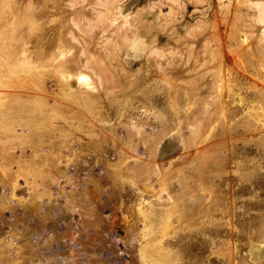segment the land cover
I'll use <instances>...</instances> for the list:
<instances>
[{
	"label": "rangeland",
	"instance_id": "1",
	"mask_svg": "<svg viewBox=\"0 0 264 264\" xmlns=\"http://www.w3.org/2000/svg\"><path fill=\"white\" fill-rule=\"evenodd\" d=\"M18 2H19L18 4L19 6L12 11V13L16 15L17 18H20L21 20L24 17L26 18L32 15L36 18L35 25L33 26L34 27L33 31L36 32V35H35L36 45L35 46H37V51H36L37 55L33 57V62L36 65V71H35L36 75L40 78L42 77L44 79V83L43 85L38 87V89L35 90L36 93L35 92L34 93L35 94L38 93L37 95L41 98H44V96H47V95L48 97L54 98L55 95L58 94V92H60V88H62L61 91L69 90L71 92L72 90H74L76 88V83L74 84L73 82L71 83L73 84V86L67 87L66 85H64L63 76L59 74V71H60L59 67L61 64V63L59 64V62H65L67 58H69L68 59L69 61L73 60L74 65L72 66L70 71L67 70V72L65 73V76H67L68 78L70 77L71 80L75 81V79L77 80V78L75 77V74H73L74 72L82 71V74L85 72L84 74H88L89 76V77L87 76V79L91 78L92 82L95 83L98 86L99 91H101V94L98 93V96H100L98 103H97L98 105L96 104V106L93 107L94 109H92V107L90 106L83 107V111L81 115H84L83 113H87V114H85L86 116L84 117L81 116L83 118L82 122L80 123L76 122L74 125L84 124L85 126L87 121L94 116L93 114H95L96 119L94 118L95 117L94 116L91 120H94V122L97 123L96 126H98L99 124H106V125L108 124L107 126L109 127H112V126L115 127L114 137L117 138L118 143L115 146H109L107 154L106 155L105 153L103 154L105 156H102L101 154H97V156L92 155L90 153H87L86 151H83V153L81 154V151L77 149V145L73 144L74 146L72 145V149L74 151L75 150L78 151L80 155L79 154L75 155V153H73L74 156L72 157V152L69 149L64 152V157L66 159L62 156L65 160L62 157L53 159L54 163H57V164L59 163V164L58 166H56L57 164L52 163L56 166V169L49 170L48 174H50L51 172L50 174L51 176L48 174H43L44 172L42 173V170H38L37 169L38 166H36L35 162L26 160L21 163L20 175L15 177L12 180L13 182L17 180L16 183H18L17 185L19 186L17 187L15 194L12 192L11 196L13 195L12 197L13 198L16 197L17 199L23 198V196L27 194L26 192L30 191L31 194H29V196L32 195V197H38L37 198L38 201L45 199L46 197H49V198L51 197L52 203H56L60 200V202L58 203H60L59 205L62 207L61 210L64 209L63 211H61L64 213L63 214L64 216L60 217L59 219H55L56 226L58 227L52 228L49 231H42V236L43 238L44 236L46 237V235H48V232L51 233V230L52 232L53 231L55 232L56 230L59 231L60 229H63L62 228L63 226H64V229H66L68 228V227L65 228L66 223L69 224L72 222L71 223L72 225L71 224L67 225L70 227L69 228L70 231L69 229H67V232L69 231L71 235H69V232H68L67 233L68 235L67 234L66 236L64 235V237L59 242L65 244L63 245V247L68 246L67 247L68 252H69V249L72 248L73 246L76 245L75 246L76 248L79 245L83 244L85 248L83 246H79L77 248V249H80L82 253L84 254L86 253L85 255H87L85 257L84 254L79 253V256L81 255V257L84 255L81 259L82 264H83V261H85L84 264H86V262L87 264H91V262L93 261V258L96 257L97 254L101 252H102L101 254H103L104 251L101 250L100 252H98L99 249L97 250V248H99L100 245L102 246V244H103V247L108 246L107 245L108 241H110L111 245L114 244V246L113 245L111 246L110 243H108L109 249L112 248L115 250V252H113L114 250H111L110 252L112 256L114 255L113 256L114 259L117 260L116 261L117 263H114V264H118L119 262H120L119 264H123L124 262H125L124 264L126 263L132 264L137 260L138 261L134 264H137L139 262L141 264H144V262L145 264H161L163 261H160V263H157V262L154 263L152 262V260L148 258L147 255L144 259L143 258L139 259V257L137 256V260H135L136 255L138 254L135 253L134 255V252H137L135 250L136 248L138 249V246L135 245L136 243L134 244V242L137 238H139V239L145 240L144 242L146 243L147 246L156 244L157 240H155V237L158 233V229H160V226L164 225L166 222H169V221H173V222L177 221L173 217V214H174L173 210H169L167 212L163 211L161 213H158L159 211L157 210H156L157 212H153V210L152 211L149 210L147 211L148 213L140 214L138 207H141L142 205L136 206L134 203H132L134 205L132 204L128 205V203H126L128 201L123 200L125 197L124 194L127 193L129 194V196H132V195L137 196L138 194L141 196V198L138 199L137 201H140V202L144 200L146 201L147 199H149V196L152 197L151 199L155 198V199L163 200L167 197L169 193L176 191L177 189L168 190L167 189L168 187H166V185H162V187H160V185L158 184V179L160 180V177L159 175L155 177L154 174L152 176L153 178H152V185H150L151 187L150 186L140 187L139 185L131 184V182L135 180L136 178L135 175L128 171L125 172V170L123 169L119 170V167L123 166L125 163H127L128 166L130 167L134 159H136L137 155L141 153L140 151L143 145H141V143L137 144L135 146V150L131 148L127 149L126 142H124L126 140V135L124 134L122 129H125V127H127L136 116L138 115L146 116L149 114L148 110L145 109L146 106H148V104L143 100V97H141V92L143 94L147 93L149 91V88L152 86V84L156 85L157 87H163V85H165V87L168 88L167 81L171 82V80H173L174 82L180 83V82H183L182 80H185L189 77H194V79H197V83H196L198 84L197 87H200L204 84L205 78L204 77H203L204 79L195 78L197 77V74L205 71L206 72L205 74H207L206 79H208V77L210 76V73L214 72L217 69L219 73L221 74V77L223 78L222 79L221 77H219L218 79L219 82H221L222 84H224L223 82L226 83V80H227L226 72L227 71L232 72L235 78L241 81L240 83L241 87L239 89H236V87L233 88V90H238L241 92V93L239 92L238 94L239 96L243 94H246V95L249 94L250 88L254 87L253 85L251 86L247 85L248 83H252V82L256 83L255 86L261 85V80L253 75L252 69L250 68L248 64H246V63H250V61L245 62V60L248 57L247 56L249 52L248 49H250V51H256L257 48H254V45L255 47L256 45H258V48H260L259 47L260 44L263 43L264 34L262 33L261 29L264 27V24H260L259 22H254L250 18V16H252L253 12L255 11V8L251 7V4L254 2H260L264 4V0H18ZM174 24L176 26L174 27L176 29L174 30L175 32L172 30V27ZM23 27L24 25L22 23L17 24V31L15 32V35H14L15 38L10 40L9 49L0 54V66H1L0 70H4L5 73H7V71L10 70V72L12 73V75L11 74L10 75L0 74L1 76L0 78L1 79L4 78L3 80H5L3 81V83H0V100L1 101L4 96H7L13 90V89L8 88V84L12 83V81H18L19 78H20V81L25 82L27 80L26 78H29V74L30 75L34 74V72L26 73L24 70L25 65H27L25 63L27 62L29 63L31 61L30 58L28 59L29 53H26L31 49V48L29 49L28 47L29 46L32 47L31 42L23 45L22 46L23 49L21 51L17 50L14 46L16 43L15 41H17L16 40L17 38L19 39L22 36H23L22 38H25L29 36L32 32L31 30H29V27L27 28H23ZM189 31L192 35L189 34ZM231 32L235 34L236 40H238L243 33H246L249 35L248 42L247 43L243 42V46L239 49L240 51H242V53L240 54V56H242L241 60H238L236 58L235 52L237 50L234 51L233 53L230 50V47H232L234 43L232 38H229V36L231 35L230 34ZM125 35L127 37H124ZM153 35H158L157 43H155L156 42L155 40L154 41L152 40ZM176 38H177V41L174 40ZM205 45L207 46V50L212 49L213 51L220 52L223 55V57H225V60L219 61V62L216 60L208 61L204 65L196 66L195 68L196 71L195 69L191 71H186L191 67V64L194 63L193 62L194 59H196V62L199 63V62H202L206 58V54L204 52ZM151 49H155L157 53L154 51L151 52ZM167 50L168 51L171 50L174 53L172 52V54H170L168 53ZM59 52H62L64 56L62 55V53H59ZM59 54H61L63 58ZM170 55H172L173 57V59L171 60L172 63L167 64V59ZM63 59L64 61H62ZM16 60H19V61L16 63L15 62ZM25 60H30V61H25ZM95 60L100 61V63L104 65L107 71L105 72V70H103L101 66H98ZM172 64L176 67L185 66L184 67L185 69L181 68V71L186 72L187 75L183 77L182 76L178 77L176 79H174V76L172 77L170 76L167 78L166 76L169 73L167 69ZM145 65L146 66L148 65L147 67L149 68H147ZM244 65H245V69H242ZM13 70H14V73H13ZM260 70L262 74H264V66L260 67ZM71 74H73L75 79L72 78L73 76H70ZM98 76H100L102 80H98L99 79ZM84 77L85 76L81 78H84ZM106 77L107 78L110 77L113 79L112 83H113L114 88L116 89L113 94L108 93L109 94L108 95L104 93V90L111 88L108 85L110 79H106ZM99 81H102L103 85H101ZM82 87L88 88L86 86H82ZM178 87L181 89L182 85ZM209 89L210 87H207L206 89L203 88V90L202 89L199 90L200 92L197 90L195 94L199 96L200 99H209L210 96L213 94V92L210 91ZM28 92L29 91H26V93ZM163 92L165 93V90H163ZM24 93L25 92H23V94ZM152 93L155 94L156 92L153 91ZM171 93H174V92H171ZM227 94H228L227 88L224 87V91L221 97L227 100ZM137 96L140 98V100ZM113 98L115 99V102ZM198 104L200 105L199 101H198ZM234 104L236 105L234 107H240V104L229 102V101L227 102V106L230 109L233 107ZM28 109L29 108H27L26 111H29ZM213 109H214V105L211 106V110ZM107 110L108 111L110 110V114L106 113ZM179 110L180 111H178V114L181 113L182 108ZM72 111L73 110H71L70 112ZM105 113L107 114V116L105 115ZM190 115L192 117V114ZM250 116L251 118H249ZM88 117L90 118L88 119ZM253 118H255V120ZM68 119H71L72 120L71 122L76 121L73 118H68ZM196 119H199V117H196ZM217 119H219L218 113L213 115V118L211 119L209 123L211 125L213 124L215 125L213 130L217 131V133L209 137V139L206 140L205 144H203L204 141H202L201 143L197 141L195 145L190 147L191 151L189 155L187 156V158H189L192 155L197 156L203 153L207 154L209 149L208 148L206 149V145L208 144L213 145L212 147H215V148L220 147L221 154L224 155L225 157L230 155L234 149L238 151L240 150V147L242 148L244 146L245 149L246 147H248L246 149L247 150L246 157L244 159L246 163L245 171H251L253 175L257 176L256 179H258L259 186H255V185L250 186L249 184L246 183V188L250 189V192H245V193L242 192V194L239 192H235V188L237 187V182H238V177H237L238 172L233 166L232 164L233 162L232 163L228 162L227 163L228 165L226 164L225 165L226 167H224L225 171L224 169H220L219 171L213 170L212 175H210L211 177L213 176L212 178L214 180L218 176L222 177L223 179L219 178L220 181L222 180L224 182L222 183L221 181L222 183L221 187L224 184V189L227 192V193L224 192V195H223L224 199L225 200L227 199L226 201L224 200L225 202L223 203L224 205L220 204L218 207L216 208L214 207L210 209V211L213 213L214 217H217V218L219 217L221 220V221H216V222L214 221L213 223L222 224L223 222H225V225L223 226L228 227L225 229H227V231L229 229L230 231H232V233L229 232L230 234H228V237L231 235L232 238L230 237L229 238L233 240H230L229 238H227L228 248H225L223 250V253H224L223 255L226 256L229 262L227 264H231V263L232 264H244V263L264 264V231L255 232V231L250 230V231H247L246 234H243L244 231L242 232L240 231L238 233L236 231V229L238 228L237 222L239 221V216L241 215L242 217L245 216V218L247 219L255 217V212H256L255 208L252 207V205L251 206L248 205V204H253L252 201L255 200L254 198L260 197V199H262V204L264 206V113L262 112V110L256 111V112L254 110H250L249 113H246L243 110H238V112L235 113L234 117L227 121L226 126L225 124L222 125L221 123L217 124V121H218ZM247 120L248 122H246ZM184 121L185 122L181 124V131H182L181 135L186 136V133L188 130L187 124L189 123V120L184 119ZM246 123H250L252 125H249ZM49 127H51V125ZM41 129H44V128H41ZM118 130L119 132H117ZM107 133L109 134L108 130H107ZM203 134L201 135V138L202 137L204 138L205 134L204 135ZM169 136L170 135H165L163 139H161V142L159 143L160 145L158 146V153L160 155L161 154L167 155V157L163 161L162 160L156 161L158 162L159 168L161 170L166 166V163L171 162V159L173 158V156L176 157L177 154H179L180 152H183V149L179 145H177L179 142L178 137H176L175 134L171 135V137ZM111 139L112 138L109 135V139L107 140L108 143H112ZM130 142L131 141H129V143ZM22 144H23L22 141H20L16 146L21 147ZM1 145H6L7 148H10L12 143L8 142L6 144H1ZM26 148H29L27 151H31L32 153H36V154H39L42 151V148L37 149L34 147L31 148L29 146ZM120 148L127 149L128 155L123 159L121 157L117 158L116 153H115L116 149L119 150ZM196 150L199 151L197 154H196ZM69 152L71 153L69 154ZM9 153H11L9 149H7V151L0 150L1 157L5 158V156L8 155ZM65 154L67 155V157ZM78 155L79 157L77 158ZM140 155L142 156V154ZM70 156L72 158H70ZM122 160L123 162H121ZM165 160H168V161H165ZM73 161L76 163L75 165L74 163H72ZM63 165L66 167L64 168ZM178 165H174V166H178ZM33 166H36V167H33ZM50 166H51V163H50ZM74 166H75V170L71 168V167L74 168ZM10 167L11 165L9 164V162L0 164V168H1L0 178L3 181H5V179L6 181H8L11 178L9 176ZM31 167L32 169H30ZM88 167L89 169H87ZM59 168L61 169L59 170ZM70 168L71 170H69ZM57 170L59 172H57ZM116 170H119V172L118 173L115 172L116 174L114 176L115 183H112L110 176L113 177V171H116ZM31 171H35V172H31ZM52 172L53 173L55 172V173L52 174ZM59 174H60V177H58ZM92 174H95L96 176ZM68 177L69 179H67ZM91 177L93 178L91 179ZM104 178L107 180L108 185H105L106 180ZM93 179L95 180V182H93ZM173 179H174V176L170 178V180H173ZM233 179L235 180L233 181ZM76 180L83 181V183H81L80 181L79 183ZM109 183L111 184V186ZM28 184L29 185L31 184V187ZM57 184L59 185L57 186ZM84 184L85 185L87 184L88 186L87 185L85 186ZM94 184L96 185L94 186ZM81 185L82 187L84 186V188H87L86 190L87 194L84 193V196L86 195V196L91 197L90 206L91 207L93 206L96 209L94 213V217L93 215H90L89 217L86 216L85 218H83L80 216L81 215L80 212L76 211V207H73L74 208L73 209L72 206L68 204H64V198H65L64 196H66V194L68 195V192L75 190ZM34 186L36 189H38L37 191L33 189ZM163 186H165L166 188H163ZM42 188H46L47 194L44 192L41 193ZM106 188H110L111 190L112 188L113 190L117 189L116 191H119V192H120L119 189H121L122 192H120V194L122 193L121 194L122 197L124 196L122 198V201L120 202L115 197V198H111V200H108L109 202H112V203H109L106 200L105 194H104L105 192H109V190H107ZM57 189L58 190L64 189L62 190L64 194L60 195L59 193H57ZM99 189L101 192L99 191ZM251 189H254V191ZM115 190L114 192L116 193ZM77 196H79V194ZM99 196H100V199H99ZM103 198H105V201L108 203H106ZM114 203L115 205H113ZM121 203H124V204H121ZM246 205H248V207L244 209V211L242 212L241 210H243V208H245ZM120 206H122L123 208L119 209ZM125 206L126 208L127 207L128 208L126 209ZM110 207H113L112 210L114 212L111 210ZM66 210L71 213L65 212ZM142 210H146V208L143 206ZM217 210H220V211L218 212ZM226 210L228 212H225ZM54 214H55L54 216L57 215L59 217L58 212L57 213L55 212ZM222 214L224 215L225 218H223ZM91 216L93 219H91ZM69 218H70V221L72 220L71 222L68 221ZM94 218L97 220V222ZM62 219L65 222V225H63L64 223L60 222V220L62 221ZM85 220L86 221L88 220V221L86 222ZM91 220H95V223H92ZM98 222L99 224H97ZM101 222H103V224ZM90 223L92 225H90ZM82 224H85L83 225L84 227L83 229L87 231L86 232L87 234L91 232L89 236H86L87 234L85 233V231L82 230V228H80ZM94 224H95V227H94ZM5 225L6 224H4L2 227L3 229L6 228ZM96 226H98L99 228H97ZM72 228L75 230H73ZM80 232H83V233H80ZM94 232L97 233V235L96 234L94 235L93 234ZM233 232H236V234ZM84 233H85V236H84ZM100 233H103V234L101 235ZM78 234L80 235L78 236ZM75 235H77V237H75ZM201 235L202 234L199 235V238ZM235 235H238V236L234 238ZM95 236L97 238H103V236L104 238L106 237V242H104L105 241L104 238L96 239ZM239 236L242 238L240 239ZM65 237L67 238L65 239ZM68 237L70 239H68ZM73 237H75V239ZM82 237L86 239H83ZM152 237H154L153 240H151ZM93 238H95V240ZM78 239L82 241L81 244H79L80 242ZM92 239L94 240V243ZM148 239H150V241H148ZM14 240L15 239H13L12 242H14ZM84 240L85 242L87 241L88 243L87 242L85 243ZM112 240H114V242ZM72 241L76 242V244L73 243ZM53 242H52V245H53ZM71 242H72V245H71ZM238 242L239 244L241 243L242 245L241 244L235 245ZM91 243L93 246L91 245ZM98 243H99V246H98ZM85 244L87 245L85 246ZM96 244H97V247H96ZM243 247L244 249H240ZM82 248H84L83 251H82ZM250 248L251 250L252 249L257 250V255L254 254L255 257H250L249 255ZM232 249L233 251H231ZM84 250L86 252H84ZM90 250L92 251L90 252ZM210 250H209L210 251L209 253H207L208 250H206L205 252H203V255L199 254L198 256L199 262L197 264H206L208 262L213 263L214 260L216 261L220 260L221 253L218 254L219 252L216 250L215 247L211 248ZM25 252L26 251H24L23 253L24 256L26 254ZM212 252L215 253L217 257ZM130 253H132L134 256H131ZM115 255L117 257H115ZM237 255L242 256L243 261L239 260L240 258H238ZM68 256L69 255H66L67 259L66 258L63 259V262L61 258L59 259V257L56 256L55 258H53V261L51 264H55V263L56 264H68L69 263L67 262ZM121 256L123 257L121 258ZM130 257L132 258L130 259ZM204 257H205V261H204ZM120 258L123 259L124 262L122 260L120 261ZM212 258L214 260H212ZM132 259L133 261L134 260L135 261L131 262ZM148 260L150 261L148 262Z\"/></svg>",
	"mask_w": 264,
	"mask_h": 264
},
{
	"label": "bare ground",
	"instance_id": "2",
	"mask_svg": "<svg viewBox=\"0 0 264 264\" xmlns=\"http://www.w3.org/2000/svg\"><path fill=\"white\" fill-rule=\"evenodd\" d=\"M18 4H19L18 0H0V54L9 49L10 40L15 38L14 35H15V32L17 31V24L22 23L24 25L23 28L29 27V30L32 31L31 34L25 38H22L23 36L22 37L20 36L22 39L21 38L18 39L16 37L17 41H15L16 43H15V45L14 44L13 45L15 46V48L17 50L21 51L23 49V47H22L23 45L31 42L32 47L29 46L28 48L29 49L31 48V49L28 52H26V53H29V57L28 56H26V57H28V59L30 58L31 61L25 60V61H30V62L25 63L27 65H25L24 70L26 73L34 72V74L33 75L29 74V78H26L27 79L26 81L23 79L25 82L20 81V78H19L18 81H12V83L8 84V88L13 89V90L11 91L10 94H8L7 96H4L2 101L0 100V150L7 151V149H9L11 151V153L6 155L5 158L0 156V164L5 163V162H9V164L11 165L10 171H9V176L11 178L8 181H6V179H5V181H3L0 178V264H51L53 261V258H55L56 256H58L59 259L61 258L62 262H63V259L66 258V255H69L67 262H69L70 264H82L81 259L86 253L84 254L80 251V249H77L79 246L84 247V245L81 244L82 241H80L78 239L80 242L79 244H81V245H79L76 248H75L76 245L73 246L75 249L72 247L69 249V252L67 250L68 246L63 247V245H65V244L59 242L64 237V235L66 236V234L70 231V229H69L70 227L67 226V225L72 223L71 222L72 220L70 221V218L68 221H70L71 223H69V224L66 223V225H65V222L63 221V219H62L63 222L60 220L61 223H64L63 225H65V228L66 227H68V228L64 229V226L61 224L63 226L62 227L63 229H60L59 231L56 230L55 232L53 231L54 233L51 230V233L48 232V235H46V237L44 236V238H43V236H42V231H49L52 228L58 227V226H56V223H55L56 220L55 219H59L60 217L64 216L63 215L64 213L61 212L64 209L61 210L62 207L59 205L60 203H58V202H60V200L56 203H52L51 197L50 198L46 197L45 199L38 201L37 200L38 197H32V195L29 196V194H31L30 191L26 192L27 194L24 195L23 198H18V199L16 197L13 198L12 197L13 195L11 196V194H12V192L15 194L17 187L19 185H17L18 183H16L17 180H15V182H13L12 180L15 177L20 175L21 163L26 161V160L35 162L36 166H38L37 167L38 170H42V173L44 172L43 174H48L50 169L51 170L56 169V166H58V164H59V163L58 164L54 163L53 159L58 158V157L61 158L62 156L64 157L65 151L70 149V151L72 152V157L74 156L73 153H75V155L76 154L80 155V153L78 151H76V150L74 151L72 149L73 144L77 145V149L79 151H81V154L83 153V151H86L87 153H90L92 155L97 156V154H101L102 156H105L108 152L109 146H115L118 143L117 138L114 137L115 127L114 126L109 127V126H107L108 124L107 125L106 124H99L98 126H96L97 123H95L94 120H91L95 116V114H93L94 116L92 118L88 117V119L89 118L90 119L87 121L85 126H84V124L83 125L82 124L81 125H74L76 122H78V123L82 122V120H83L82 117L86 116L85 114H87V113H83L84 115H81L82 111H83V107H85V106L89 107L90 106V107H92V109H94L93 107L96 106V104L98 103V100L100 98V96H98V93L101 94V91H99L98 86L92 82L91 78H89L90 81H89V79H87L88 74H84L85 72L83 74H82V71H76L74 73L72 72L73 74H75V77L77 78V80L74 78L73 74H71L70 76H73L72 78H74L75 81L71 80L70 77H69L70 78L69 79L67 76H65V73L67 72V70L70 71V69L74 65L73 60L69 61L68 60L69 58H67L65 62H59V64L61 63L60 67H59V69H60L59 74H61V76H63L64 85H66L67 87H70V86H73V84H71V83L74 82V84L76 83V88L74 90H72L71 92L69 90L68 91H61L62 88H60V92H58V94H56L54 98L48 97V95L47 96L43 95L44 98H41L37 95L38 93L35 94L36 93L35 90L38 89V87H40L44 83V79L42 77L40 78L36 75V73H35L36 65L33 62V57L35 55H37V52H36L37 46H35L36 45V38H35L36 32L33 31V28H34L33 26L35 25V21H36L35 19L36 18L33 15L26 17V18L24 17L21 20H20V18H17L16 15H14L12 13V11L19 6ZM252 4H251V7L255 8V11L253 12V15L250 16V18L254 22H259L260 24H264V4H262L260 2H254ZM258 26H260V25H258ZM150 27H151V25H150ZM162 27H164V26H162ZM174 27H176L175 24L172 27L173 31L176 30ZM190 31H189V34L192 35L190 33ZM261 31L264 34V27L261 29ZM230 34H229L230 35L229 38H232V40L234 42L232 47H230V50L232 53L237 50L235 52L236 58L238 60H241L242 56H240V54L242 53V51H240L239 49L243 46V42H245V43L248 42L249 35L246 33H243L241 35V37L238 40H236L235 34L233 32H231ZM124 37H127V36L125 35ZM157 38H158V35H153L152 40L153 41L155 40L156 41L155 43H157ZM174 40L177 41V38ZM259 47L260 48H258V45H256V47L254 45V48H257L256 51H250V49H248L249 50L248 55H247L248 57L245 60V62L250 61V63H246V64H248L250 66V68L252 69L253 75L261 80V85L255 86L256 83H253V82L248 83L247 85H250V86L253 85L254 87L250 88L249 94H247V95L242 93L243 95L239 96L238 94L240 91L233 90L234 87H236V89H239L241 87V84H240L241 81L239 79L237 80L235 78V76L232 74V72L227 71L229 69L226 70L227 72L224 71V72H226V77H227L226 83L222 81L224 84L219 82L218 79H219V77H221V74L216 69L214 72L210 73V76L208 77V79H206L207 74H205L206 73L205 71L197 74V77H195V78H198V79H201L203 77L205 78L204 84L200 87H197L198 86V84H196L197 79H194V77H189L185 80H182L183 82H180L181 84L178 82H174L173 80H171V82L167 81L168 83L167 82L166 83L168 84L167 85L168 88L165 87V85H163V87H157L156 85L152 84V86L149 88V91L147 93L143 94L141 92V97H143V100L148 104V106H146L145 109L148 110L149 114L146 116H144V115L143 116H140V115L136 116L130 122V124L127 127H125V129H122V130H123L124 134L126 135V140L124 141V142H126V145H127L126 148L127 149L131 148V149L135 150V146L137 144L141 143V145H143L142 149L140 151L141 152L140 154H142V156L140 154L137 155L136 159H134V161L132 162V165L130 167L128 166L127 163H125L123 166L119 167V170L123 169V170H125V172L128 171V172H131L135 175L136 178H135V180L132 181L133 183L131 182V184L139 185L140 187L150 186V185H152V178H153L152 176L154 174L155 177H157V175H159V177H160V180L158 179V184L160 185V187H162V185H166V187H168L167 188L168 190H171V189H177V190L176 191L172 190L173 192H171V193H169L170 192L169 191L168 192L169 194L163 200H159V199H155V198L151 199L152 197L149 196V199H147L146 201L144 200V201L140 202V201H137L138 199L141 198L140 195L137 194V196H133V195L129 196V194H127V193L124 194L125 197L123 196L124 197L123 200L128 201V202L125 201L126 203H128V205L132 204V203H134L136 206L142 205L141 207H138L140 214L148 213L147 211H149V210L150 211L153 210V212L159 211L158 213H161L163 211L167 212L169 210H173V213H174L173 217L177 221H175V222L169 221V222H166L164 225L160 226V229H158V233L155 237V240H157V243L154 245L147 246L146 243L144 242L145 240L137 238L134 242V244L136 243L135 245L138 246V249L136 248V250H135L137 252H134V255H135V253L138 254V255H136L135 260H137V256L139 257V259L140 258L144 259L147 255L148 258L150 260H152V262H154V263H156V262L160 263V261H163L162 262L163 264H172V263L173 264H197L199 262L198 261L199 254L203 255V252H205L206 250H208L207 253H209L210 251H212L210 249L215 247L216 250L219 252L218 254L221 253L220 254L221 255L220 260L216 261L212 258V260H214V262L213 263L208 262L206 264H227V263H229L226 256L223 255L224 254L223 250L225 248H228L227 238H229V237L232 238L231 235L228 237V234H230L229 232L232 233V231H230V229L228 231H227V229H225L228 227L223 226V225H225V222H223V221H222L223 222L222 224L221 223H213L214 221L216 222V221H221V220L219 217H218L219 219L217 217H214L213 213L210 211V209H212L214 207L216 208L220 204L224 205L223 203H225L224 202L225 199H224L223 195H224V192H226V191L224 189V184L221 187L222 183H224V182L221 180L222 181V183H221V181L219 180V178H221V179H223V178L218 176L216 178L214 177L215 178V180H214L212 178L213 176L211 177L210 175H212L213 170L219 171L220 169H224V167H226L225 165L228 162H231V163L233 162L232 164L235 167L236 171L238 172V174H237L238 182H237V187L235 188V192H239L241 194H242V192L243 193L250 192V189L246 188V183L249 184L250 186H254V185L259 186L258 179H256L257 176L253 175L251 173V171H245L246 163H245L244 159L246 157V151H247L246 149L248 147H246V149L244 148V146L242 148L240 147V150H238V151H236L234 149L230 155L225 157L224 155L221 154V151H220L221 148L220 147L215 148V147H212L213 145L208 144V145H206V149L207 148L209 149L207 154L203 153V154H199L197 156L192 155L189 158H187V156L189 155V153L191 151L190 147L195 145V143L197 141H199L200 143L202 141H204L203 144H205L206 140H208L209 137H211L217 133V131L213 130L215 125L209 124L211 119L213 118V115H215L216 113L219 114V119H217L218 120L217 124L221 123L222 125L225 124V126L227 125V121L229 119H232L234 117L235 113L238 112V110H243L246 113H249L250 110H254L255 112L262 110V112L264 113V74H262V72L260 70V67L264 66V39H263V43H261ZM156 49H158V48H156ZM153 51L156 52L155 49H151V52H153ZM172 52L173 51H171V50L168 51V53H170V54H172ZM204 52L206 54V58L202 62H199V63H197L196 59H194V61H193L194 63H192L191 67L186 71L194 70L196 68V66L204 65L208 61L216 60L219 62V61L225 60V57H223V55L220 52L213 51L212 49L207 50L206 45H205ZM59 53H62V52H59ZM92 54H94V53H92ZM59 55L61 56V54H59ZM62 55H63V53H62ZM156 55H158V54H156ZM181 56H183V55H181ZM65 57H64V59H65ZM64 59L62 61H64ZM172 59H173V57H172V55H170L167 59V64H171ZM181 59H182V57H181ZM18 61L19 60H16L15 62L17 63ZM20 61H22V60H20ZM95 62L97 63L98 66H101L103 68V70H105V72L107 71L105 69L104 65H102L100 63V61L95 60ZM147 62H149V61H147ZM245 65L243 66L242 69H245ZM184 67L185 66H183V67L177 66L176 67L172 64L167 69V71L169 73L167 74L166 77L168 78L170 76L171 77L174 76V79H176L178 77H181V76L183 77V76L187 75L186 72L181 71V68H184ZM147 68H149V67H147ZM223 69H224V67H223ZM8 71H7V73H5L4 70H0V74L1 75H4V74L5 75H10V74L12 75L10 70H8ZM195 71H196V69H195ZM13 73H14V70H13ZM15 74H16V72H15ZM83 76H85V77L81 78ZM25 77H27V76H25ZM98 78H99L98 80H102L100 76H98ZM3 79L0 78V83H3V81H5ZM106 79H110L108 85L111 88L104 90V93L113 94L114 91L116 90L113 86V83H112L113 79L110 77H108V78L106 77ZM21 80H22V78H21ZM86 80H88V81H86ZM99 82L101 83V85H103L102 81H99ZM179 84L182 85L181 89L178 87V86H180ZM82 86H86L88 88H83ZM207 87H210L209 90L212 91L213 94L210 96L209 99H200V97L197 96L195 94V92L197 90L198 91L201 89L203 90V88L206 89ZM224 87L227 88V92H228L227 100L225 98L221 97V95L223 94V91H224ZM63 90H64V88H63ZM163 90H165V93L163 92ZM26 91H29V92L26 93ZM153 91H155L156 93L153 94L152 93ZM225 91H226V89H225ZM23 92H25V93L23 94ZM171 92H174V93H171ZM138 96H140V95H138ZM139 100H140V98H139ZM198 101H199L200 105L198 104ZM228 101L240 104V107H234V106H236L234 104L233 107L230 109L227 106ZM114 102H115V99H114ZM99 103H101V102H99ZM212 105H214L213 110H211ZM230 106H232V105H230ZM27 108H29L28 109L29 111H26ZM181 108H182V111H181V113L178 114V111H180L179 109H181ZM71 110H73V111L70 112ZM106 113L110 114V110L109 111L107 110ZM106 113H105V115L107 116ZM143 113H144V111H143ZM190 114H192V117ZM181 116H182V118H181ZM196 117H199V119H196ZM68 118H73L76 121L71 122L72 120L68 119ZM94 118L96 119V116ZM249 118H251V116ZM184 119L189 120V123L187 124L188 130H187L186 136L181 135L182 134L181 124L185 122ZM253 119L255 120V118H253ZM246 122H248V120ZM246 124L252 125L250 123H246ZM50 125H51V127H49ZM41 128H44V129H41ZM146 128H148V129H146ZM107 130L109 131V134L107 133ZM117 132H119V130ZM173 134H175L176 137H178L179 142L177 145H179L183 149V152H180L179 154H177L176 157L173 156V158H172L173 160L171 159V162L166 163V166L161 170L159 168L158 162H156V161L157 160L163 161L167 157V155L166 154L160 155L158 153V146L160 145L159 143L161 142V139H163V137L165 135H170L169 137H171V135H173ZM202 134L204 135V138L203 137L201 138ZM109 135L112 138L111 139L112 143H108V141H107L109 139ZM226 135H227V133H226ZM200 139H202V140H200ZM20 141H22V143H23L21 145V147L16 146ZM129 141H131V142L129 143ZM8 142L12 143L10 148H7L6 145H1V144H6ZM227 145H228V143H227ZM28 146L31 148L34 147L37 149L42 148V151L39 154L32 153L31 151H27L29 148H26V147H28ZM118 147H119V145H118ZM126 148H120L119 150L116 149L115 153H116L117 158L121 157L123 159L128 155ZM223 149H225V148H223ZM71 152H69V154ZM198 152L199 151L196 150V154ZM104 153H105V155H103ZM228 153H230V152H228ZM79 155L77 156V158L79 157ZM66 157H67V155H66ZM72 157L70 156V158H72ZM165 161H168V160H165ZM121 162H123V160ZM50 163H51V166H50ZM52 163L57 164V165L55 166ZM72 163H74V165L76 164L74 161ZM174 165H178V166H174ZM36 166H33V167H36ZM65 167L66 166H64V168ZM71 168L73 170H75V166H74V168L73 167H71ZM71 168L69 170H71ZM30 169H32V167ZM60 169L61 168H59V170ZM87 169H89V167ZM0 170H1V168H0ZM119 170L113 171V177L110 176L112 183H115V180H114V176L116 175L115 172L118 173ZM35 171H31V172H35ZM72 171H70V172H72ZM218 171H217V173H218ZM224 171H225V169H224ZM57 172H59V171L57 170ZM79 172H81V171H79ZM25 173H26V171H25ZM28 173H30V172H28ZM54 173L52 172V174H54ZM50 174H51V172H50ZM50 174H48V175H50ZM60 174L58 177H60ZM124 174H126V173H124ZM124 174H123V176H124ZM7 175H8V173H7ZM92 175H95V174H92ZM95 176H93V177H95ZM99 176H101V175H99ZM173 176H174V179L170 180V178ZM74 177H76V176H74ZM93 177H91V179ZM131 177H132V175H131ZM225 177H227V176H225ZM55 178H54V180H55ZM67 179H69V177ZM105 180H104V182H105ZM234 180L235 179H233V181ZM79 181L80 180H78L77 182H79ZM33 182H35V181H33ZM80 182L83 183V181H80ZM93 182H95L94 179H93ZM119 182H121V181H119ZM58 185L59 184H57V186ZM95 185L96 184H94V186ZM105 185H108L107 180H106ZM122 185H123V183H122ZM225 185H227V184H225ZM29 186L31 187V184ZM110 186H111V184H110ZM166 187L163 186V188H166ZM46 188H42L41 193H43V192L46 193L47 192ZM110 188H106L107 190H109V192L104 193L103 192L104 190L102 191L105 194L106 200L108 201V200H111V198L116 197L121 202L122 198H123L121 195L122 193L120 194V192H122L121 189H119L120 192L116 191L117 189L116 190L114 189L116 191V193H115L113 188H112V190ZM115 188H116V186H115ZM158 188H159V186H158ZM33 189L36 191L38 190L35 188V186ZM104 189H105V187H104ZM124 189H125V187H124ZM62 190H64V189H62ZM62 190L57 189V193H59L60 195H63L64 192ZM86 190H87V188H84V186L82 187V185H81L80 187L76 188L75 190L68 192V195L66 194V196H64L65 197L64 198V204H68V205L72 206V208L76 207V211L80 212L81 215L80 214L79 215L83 218H85L86 216L89 217L90 215H93V217H94V213L96 211V209L93 206L92 207L90 206V204H91L90 198L91 197L86 196V195L84 196V193H86ZM251 190L254 191V189H251ZM96 191H98V190H96ZM99 191H100V189H99ZM78 194H79V196H77ZM105 198H103L104 201H105ZM99 199H100V196H99ZM254 199L255 200L252 201L253 204H248V205H250V206L252 205V207L255 208V210H256L255 217L247 219V218H245V216L244 217H242V215L239 216V221L237 222L238 228L236 229L237 233L240 231L241 232L244 231L243 234H246V232L250 231V230L255 231V232L264 231V211H263L264 206L262 204V199H260V197L254 198ZM61 201H63V200H61ZM108 202H106V203H108ZM232 202H233V200H232ZM109 203H112V202H109ZM121 204H124V203H121ZM134 204H132V205H134ZM113 205H115V203ZM248 205H246V207L243 208V210H241V211L243 212L244 209H246L248 207ZM94 206H96V205H94ZM143 206L146 208V210H142ZM100 207H102V206H100ZM63 208H64V206H63ZM110 208H111V210L113 209V207H110ZM122 208H123L122 206L119 207V209H122ZM125 208H126V206H125ZM217 211L219 212L220 210H217ZM55 212L56 213L58 212L59 217L57 215H56L57 217L54 216ZM65 212H69V211L66 210ZM99 212H100V210H99ZM218 212H217V214H218ZM225 212H228V211L226 210ZM69 213H71V212H69ZM65 214H67V213H65ZM223 218H225L224 215H223ZM91 219H93L92 216H91ZM237 219H238V217H237ZM95 220H91L92 223H95ZM48 222H49V224H48ZM58 222H59V220H58ZM96 222H97V220H96ZM99 222L97 224H99ZM110 222H111V220H110ZM101 223L103 224V222H101ZM4 224H6L5 229L8 228L7 230L2 228ZM85 224H82L81 227L79 226L81 224H79L78 226L80 228H82V230L85 231V229H83L84 228L83 225H85ZM104 224H105V222H104ZM90 225H92V224L90 223ZM94 227H95V224H94ZM96 227L99 228L98 226H96ZM142 227H140V228H142ZM135 228H137V227H135ZM67 229H69L68 232H67ZM73 230H75V229H73ZM136 231H138V230H136ZM86 232L87 231H85V233ZM88 232H90V231H88ZM80 233H83V232H80ZM85 233H84V236H85ZM233 233L236 234V232H233ZM75 234H77V233H75ZM89 234H87L86 236H89ZM93 234L97 235V233H95V232ZM100 234L102 235L103 233H100ZM200 234H202L201 235L202 237L200 236V238H199ZM69 235H71L70 232H69ZM79 235L80 234H78V236ZM101 235H100V237H101ZM236 236H238V235H235L234 238H236ZM70 237H72V236H70ZM75 237H77V235H75ZM75 237H73V238L75 239ZM66 238L67 237H65V239ZM73 238H71V239H73ZM95 238L96 239H103L104 236H103V238H97L95 236ZM95 238H93V239L95 240ZM241 238L242 237H240V239ZM13 239H15L14 242H12ZM68 239H70V238L68 237ZM83 239H86V238H83ZM93 239H92V241L94 243ZM153 239H154V237H152L151 240H153ZM104 240H105L104 242H106V237L104 238ZM230 240H233V239H230ZM87 241H88V239H87ZM112 241L114 242V240H112ZM148 241H150V239H148ZM236 241H238V240H236ZM52 242H53V245H52ZM72 242H71V245H72ZM84 242H85V240H84ZM73 243L76 244V242H73ZM99 243H98V246H99ZM108 243H110V241H108ZM108 243H107L108 246H106V247L105 246L103 247V244H102V246L100 245L99 248H97V250L99 249L98 252L103 250L105 254L104 253L101 254L102 252L97 254V255L95 254L96 257L93 258V261L91 262V264H114V263H117L116 262L117 260L114 259V257H113L114 255L112 256L110 253L111 250H114V249H112L111 247H110L111 249H109ZM115 243H117V242H115ZM240 244L238 242L235 245H240ZM86 245L87 244H85V246ZM91 245H92V243H91ZM110 245H111V243H110ZM112 245L114 246V244H112ZM69 247H71V246H69ZM96 247H97V244H96ZM84 248H82V251ZM113 248H115V247H113ZM240 249H244V247L240 248ZM248 249H249V247H248ZM85 250H84V252H86ZM24 251H26L25 256L23 255ZM91 251L92 250H90V252ZM231 251H233V249ZM113 252H115V250ZM79 253H82L84 255L81 257V255L79 256ZM132 253H130L131 256H134ZM213 254H215V253H213ZM254 254L257 255V250H253V249L251 250V248H250V250H249L250 257H255ZM88 255H90V254H88ZM86 256L87 255H85V257ZM215 256H216V254H215ZM239 256H238V258H240L239 260L243 261L242 256H240V257ZM115 257H117V256L115 255ZM122 257L123 256H121V258ZM205 257H204V261H205ZM121 258H120V261L121 260L123 261V259H121ZM131 258L132 257H130V259ZM133 259H134V257H133ZM133 259L131 260V262L133 261ZM83 260H85V259H83ZM150 260H148V262ZM202 260H201V262H202ZM137 261H135L134 263H136ZM172 261H174V262H172ZM23 262H25V263H23ZM84 262L85 261H83V264H84ZM134 263H132V264H134ZM139 263H137V264H139ZM86 264H87V262H86ZM126 264H129V263H126ZM144 264H145V262H144ZM244 264H246V263H244Z\"/></svg>",
	"mask_w": 264,
	"mask_h": 264
}]
</instances>
